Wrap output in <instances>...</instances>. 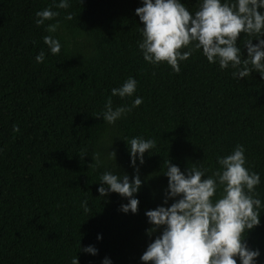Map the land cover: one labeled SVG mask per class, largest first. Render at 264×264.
Here are the masks:
<instances>
[{
  "label": "trees",
  "instance_id": "obj_1",
  "mask_svg": "<svg viewBox=\"0 0 264 264\" xmlns=\"http://www.w3.org/2000/svg\"><path fill=\"white\" fill-rule=\"evenodd\" d=\"M182 2L190 12L199 7V0ZM55 3L0 0V264H70L76 256L79 264H101L105 257L145 264L140 256L162 231L147 235L145 212L163 205L164 161L182 171L196 164L211 175L217 156L237 144L260 174L256 192L264 205V78L258 72L234 78L235 69L210 64L199 50L180 62L178 73L163 62L147 63L137 47L143 24L134 12L142 0H69L66 9ZM46 7L58 15L37 26L35 12ZM57 21L56 32L48 33L46 25ZM46 35L60 41L58 54L48 51ZM246 39L241 34L237 41L245 57ZM41 50L45 60L36 63ZM129 76L137 80L136 92L112 96L113 107H131L135 96L142 103L110 125L100 113L111 89ZM133 136L156 141L135 168L124 140ZM108 169L130 180L139 175L135 214L120 210L126 197L98 193ZM245 240L264 264V206ZM88 245L96 255L82 251Z\"/></svg>",
  "mask_w": 264,
  "mask_h": 264
},
{
  "label": "clouds",
  "instance_id": "obj_2",
  "mask_svg": "<svg viewBox=\"0 0 264 264\" xmlns=\"http://www.w3.org/2000/svg\"><path fill=\"white\" fill-rule=\"evenodd\" d=\"M55 7L66 9L69 0H58ZM142 22L141 39L137 42L144 61L152 65L166 63L173 72L180 71V62L186 61L194 51L199 50L206 60L218 63L221 69L231 66L234 78L243 79L253 71L264 78V0H199L195 12L185 6L182 0H142V6L134 10ZM58 15L51 7L35 12L37 26ZM67 15L66 19H71ZM59 21L46 25L48 33L56 32ZM241 34L247 35L243 41L246 57L237 41ZM253 39L257 43H253ZM48 51L55 55L61 50V43L52 35L43 37ZM184 49V50H182ZM243 57V58H242ZM35 62L45 60L41 50ZM137 80L131 76L119 87L111 89L100 116L108 124H114L131 107L139 106L142 97L135 96L131 107H113L112 96L131 97L136 92ZM13 131H18L14 126ZM127 142L130 163L135 168L137 160L144 163V154L156 147L152 138L142 136L124 138ZM115 153L110 152V155ZM219 168L211 175L207 169L196 164L184 171L169 160L164 161L168 178L163 205L147 210L145 216L151 225L146 229L149 237L158 229L162 231L140 256L145 264H257L258 249L248 247L247 232L260 223L262 201L256 192L261 183L260 174L247 166L245 148L235 145L231 153L217 156ZM97 191L101 197L108 193H118L128 202L120 206L124 213L135 214L139 200L136 194L142 181L138 174L131 180L126 174L111 169L105 170L99 178ZM81 207L88 211L87 201ZM102 237L98 234L97 239ZM82 251L92 255L97 249L84 246ZM70 264H79L73 257ZM101 264H113L108 257Z\"/></svg>",
  "mask_w": 264,
  "mask_h": 264
}]
</instances>
